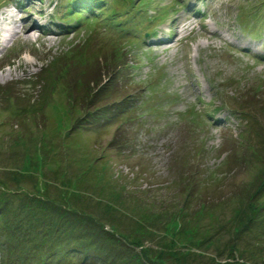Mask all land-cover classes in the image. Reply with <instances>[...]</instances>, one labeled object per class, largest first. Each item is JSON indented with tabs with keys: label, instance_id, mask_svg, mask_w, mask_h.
<instances>
[{
	"label": "rangeland",
	"instance_id": "374dc122",
	"mask_svg": "<svg viewBox=\"0 0 264 264\" xmlns=\"http://www.w3.org/2000/svg\"><path fill=\"white\" fill-rule=\"evenodd\" d=\"M177 1L139 0L121 28L110 12L132 0H106L68 35L31 26L10 40L0 55L3 238L50 227L56 247L72 234L112 249L108 264H264V61L232 44L264 47V0ZM66 2L27 8L37 16ZM155 17L165 47L136 40ZM111 72L116 98L91 97ZM86 228L102 238L79 241Z\"/></svg>",
	"mask_w": 264,
	"mask_h": 264
},
{
	"label": "trees",
	"instance_id": "16d2710c",
	"mask_svg": "<svg viewBox=\"0 0 264 264\" xmlns=\"http://www.w3.org/2000/svg\"><path fill=\"white\" fill-rule=\"evenodd\" d=\"M99 0H93L95 3ZM137 0H132V5H135ZM85 3H89L85 1ZM84 4V3H83ZM264 7V4H257V8ZM242 24L246 26H250L248 23ZM120 70L116 71L115 73H120ZM115 73H107L105 74V81L93 83L94 90L92 92L91 97L95 99L99 97L101 99L100 102L105 101L104 99L107 97L113 98L116 95V92L113 93L114 88L113 86L116 83L115 80ZM50 74V73H49ZM105 83L109 85V91L104 94L103 88L105 87ZM102 87V88H101ZM109 93V94H108ZM116 98V97H114ZM91 102V100H90ZM98 110V109H97ZM264 154V149L263 152ZM264 185V182L262 183ZM27 225V224H26ZM28 227V225H27ZM29 229L35 230V226L28 227ZM37 231L35 234H30L29 232L24 233L19 242L12 241L9 237L3 238V234L1 232L0 235V264H29V262H34L36 264H108L111 263L114 259L115 255L112 253V249L107 251V247L103 245H98L97 243H93L92 245H82L76 244L72 242L73 235L66 236L65 239L59 242L58 247L55 245V236L52 234V228L49 227L46 230L43 228L35 230ZM85 233L84 235L79 233V241H84L85 239H91L93 241H99L102 237L98 234L97 237L94 236L95 232L91 234V230L85 229L81 230ZM39 237V247L34 248L32 246L33 239ZM105 239L101 240L99 243L109 245V246H116L115 243L107 244L104 243ZM65 243L64 245H62ZM37 244H34L36 247ZM23 247V249H21ZM17 249V250H16Z\"/></svg>",
	"mask_w": 264,
	"mask_h": 264
},
{
	"label": "bare ground",
	"instance_id": "6f19581e",
	"mask_svg": "<svg viewBox=\"0 0 264 264\" xmlns=\"http://www.w3.org/2000/svg\"><path fill=\"white\" fill-rule=\"evenodd\" d=\"M196 14H198V13H196ZM42 24H44V26L46 27V29H48V30H51V29H49V25H46V23H44V22H42ZM48 24H51V22L50 23H48ZM51 31H57V29H52Z\"/></svg>",
	"mask_w": 264,
	"mask_h": 264
}]
</instances>
